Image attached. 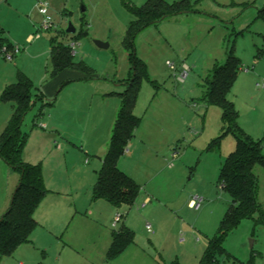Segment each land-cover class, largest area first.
Here are the masks:
<instances>
[{"label":"rangeland","instance_id":"rangeland-1","mask_svg":"<svg viewBox=\"0 0 264 264\" xmlns=\"http://www.w3.org/2000/svg\"><path fill=\"white\" fill-rule=\"evenodd\" d=\"M45 1L47 17L53 23L48 31L40 29L46 17L37 5L33 13L12 12L4 17L5 37L13 47L0 53V98L19 73L30 79L32 94L39 97L41 86L52 76L49 52L53 40L73 44L74 60L90 70L77 71L82 75L59 89L55 106L53 99L52 104L34 100L23 119L20 130L26 139L22 150L34 164L41 165L48 196L35 211L38 225L31 243L2 258L0 264H18L22 259L31 264H55L58 256L59 264H199L231 204L220 186L219 172L235 150L236 139L232 133L224 134L227 127L221 110L206 99L214 67L224 64L229 54L240 60L241 67L226 97L238 113L240 129L254 141L263 140L264 156V0H187L195 13L166 18L136 35L133 56L138 61L140 86L133 114L139 126L131 139L134 155L123 154L120 160L127 175L150 179L151 191L141 188L131 206L117 209L123 216L118 225L94 204L97 211L90 216V227L101 224L110 232L124 228L133 235L132 244L110 262L105 261L101 241L87 243L82 238L80 242L72 233L81 221L75 212L86 214L91 206L90 188L95 180L79 166L94 168L96 158L90 149L99 147L94 148L104 140L110 118L118 113L120 100L113 91L125 88L114 86L134 74L133 58L123 41L134 22L133 9L146 0H56L53 7ZM164 1L173 4L179 0ZM68 23L75 28L74 34L65 33ZM36 34L38 38L27 42L29 35ZM96 41L108 47L100 48ZM182 65L188 70L180 83L177 76ZM12 106L0 100V134ZM49 119L52 126L60 119L72 122L74 136L68 138L75 144V152L68 156L59 152L60 138L46 122ZM44 121L42 128L40 122ZM93 122L100 135L91 130ZM43 150L49 155L44 158V170L39 158ZM254 174L260 212L243 219L223 238L224 253L218 255V264H264V169L256 166ZM17 178L0 157V210ZM68 186L78 190L77 197L67 193ZM146 196L151 202L143 204ZM196 196L202 203L192 209L188 202ZM61 222L64 227L59 226ZM69 223L72 227H67ZM67 228L69 237L65 238Z\"/></svg>","mask_w":264,"mask_h":264},{"label":"trees","instance_id":"trees-1","mask_svg":"<svg viewBox=\"0 0 264 264\" xmlns=\"http://www.w3.org/2000/svg\"><path fill=\"white\" fill-rule=\"evenodd\" d=\"M189 13L195 11L191 9L187 0H179L173 4L164 0H146L142 6L133 9L134 22L126 31L123 46L133 58L134 74L125 81V91L117 94L120 106L106 154L97 172L92 199H103L114 206H131L134 203L139 187L117 168L118 160L123 156L139 126V119L133 114L140 86L136 72L138 61L133 56L134 40L140 31L150 25L169 17ZM3 47L9 50L13 46L7 41L4 30L0 27V53ZM49 54L53 76L66 69L90 70L83 63L74 60L69 46L55 43L54 40L50 44ZM240 67V60L229 54L224 64L214 67L206 94L208 104L221 110V120L227 127L224 134L232 133L236 139V146L225 159L219 172L220 186L229 194L231 204L220 222L217 236L209 240L207 250L199 264H218V255L224 253L223 238L243 219H249L256 212H260L256 200L257 181L254 168L260 166L264 169L263 140L254 141L240 129L237 124L238 113L234 104L226 97ZM37 97L32 94L30 79L19 73L16 82L7 86L0 98L3 102L13 104L12 115L0 134V157L19 175V182L12 195L10 206L0 218L1 257L11 256L20 245L30 242V236L38 225L33 216L34 212L47 193L40 166L25 163L21 155L26 134H22L20 128ZM132 242L133 235L130 231L122 228L115 232L106 252L105 261L110 262L115 259Z\"/></svg>","mask_w":264,"mask_h":264},{"label":"crops","instance_id":"crops-1","mask_svg":"<svg viewBox=\"0 0 264 264\" xmlns=\"http://www.w3.org/2000/svg\"><path fill=\"white\" fill-rule=\"evenodd\" d=\"M57 1H61V0H57ZM57 1L56 0H48V2L50 3V6H52V7H53V5H56L55 2H57ZM35 5H37L36 4V0H0V27L3 29L2 22L4 21L5 15H7V14L8 15H12V12L17 14V15H23V14H26V13H33ZM29 36H31V35H29ZM28 37H27V39H28ZM81 75L82 74H80L76 70H71V69H66V70L60 72L59 74H57L55 76L52 75L50 77V79L41 86V90L38 92L39 97H37V100H41L42 102H45V104H46V102L47 103H51V99H53V100H55V103H54V106H55V104H57L56 101H57V99L59 97L58 96V93L60 92L59 89L61 87L65 86L67 83H69L70 82L69 79H74V78L80 77ZM88 79H90V78H88ZM124 83L120 84L118 86H114V87H119V86H122V85L125 86ZM11 84H13V83L7 84L4 87V89L7 86L11 85ZM119 91L120 92L113 91V93L114 94H121V93H123L125 91V88H124L123 91H121V90H119ZM34 95H37V93H35ZM119 106H120V102H119V105H117V107L119 108ZM118 108H114L116 113H117V109ZM11 112H13V106H12V111ZM115 117H117V115ZM43 119H44V117H43ZM99 119L102 120V118L100 116H99ZM114 119H116V118H114V116H112V118H110V124H109L108 129H107V134L104 135V140H102V142L99 141V143H97L98 145L96 144L94 148H96V146H99V147L94 149L95 151H93V150L91 151V149H90V155L91 156H95V158H96L94 163L92 164V167H94V168H92V169L90 168L88 170L85 167L79 166L81 168L82 172L89 173L90 175L93 174V176L95 177V180H93V182L91 183V188H90V191H91V206L89 204V208H88V211L86 212V214H80V212H78V211L75 212V217L78 216L79 218H81V221H77V223H76V225H75V227L73 228V231H72V233H74L76 235L75 239L79 240L80 242H82V238H83L84 241L86 240L87 243H90V241H94V240L95 241L98 240L99 242L101 241L100 249H102L101 251H103L104 255H106V252H107V250H108V248H109V246H110V244L112 242V236H113V234L115 232L114 231L110 232L108 229L102 227L101 224H97L95 227H90V222H92V220L90 219V216H96V211L97 210H95L93 208V206L97 202L99 204V206L102 207L103 210H106V213L108 214V217L110 218V222H111L112 217H113V222H115L116 225H118L123 219V216L117 212V209L121 208L124 205L114 206V205L108 203L107 201H105L103 199H97V200L92 199L93 186H94L95 181H96L97 172H98V170L101 167L103 157L105 156L107 148H108V144H109V140H110V136H111V132H112L111 128L113 127V126L111 127V125L114 124V122H115ZM63 120L60 119L59 121H57V124H54L53 126L50 124V119L48 121L46 120V122L49 123L50 126H51V129H53V134L55 135V137H57V139L60 138V146H59L60 149H59V152L60 153L61 152L65 153V155L68 156V154L70 152L71 153L75 152V149H73L75 144H73V142H71L69 140V138H68V137L74 136V134H73V132H71V129H72L71 123L72 122H67L66 123L65 120H64V123H63ZM95 120H96V117H95ZM46 122L45 121L44 122H40L41 123L40 127L44 128ZM6 124H7V122H6ZM98 128L99 127H98L97 123L93 122L91 124V130L94 132L95 135L99 134V133L96 132ZM132 142H133V140L128 143V145L126 147V150L124 152V155L130 156V157H132L134 155ZM47 154H48L47 151L43 150V151H41V155L39 156V158L41 159V164L43 165V170H44V167H45L44 158L46 156H49ZM21 155H22V159H23V161L25 163H28V164L33 163L31 158H28L29 156H28V153L25 151V149L22 150V154ZM39 158H36V159H39ZM120 159L117 162V168L120 171H122L124 174H126L124 172V171H126V168H125L124 164L121 163ZM36 161L37 160H35V163H36ZM31 165H36V164L33 163ZM40 168H41V165H40ZM41 172H42V168H41ZM136 175L137 174H135V175H133V174L129 175L128 174L127 176L130 177L138 185L139 190H141V188L148 189V185H150V183H151L150 179H145V180H142V179L140 180L139 179L138 180L135 177ZM42 178H43V173H42ZM15 181L11 185L12 188H11V192L7 196V202H4V204H3L4 206L2 205L4 208L3 209L1 208V210H0V214H1L0 218L7 211V209L10 206L12 195H13V193H14L17 185H18V182H19V175H18V178H17V184L16 185L14 184ZM43 182H44V180H43ZM140 183L143 186H140L139 185ZM73 191H75V192H73ZM77 191L78 190L73 189V187H71V186H68V188H67V193H70L72 196H75V197H77L78 194H79V192H77ZM149 191H151V190H149ZM47 196H48V193H46V195L43 198V200ZM150 200H151L150 197L146 196L143 199V204L150 203L151 202ZM191 200H189L188 206H189V203H190ZM105 204H107V205H105ZM35 213L36 212H34L33 216H34V219L37 222V219L35 217ZM118 216H119V220L116 221V218ZM78 217L76 219H79ZM59 226L60 227H64V223L61 222L59 224ZM67 227H72V226H70V223H69L67 225ZM63 232H64L63 235L64 234L67 235V237L65 235V238H68L69 237V235H68L69 234L68 233L69 232V228H67V230H64ZM90 233L93 234V236H90ZM31 236H32V234H31ZM31 236H30V239H31ZM30 243H31V240H30L29 243H25V244L20 245L11 256L16 254L17 252H21L22 246L29 245ZM11 256H9V257H11ZM9 257H1L0 256V259H1L0 261H2V258H9ZM59 262H60V256H58V258L56 259V263L55 264H59ZM18 264H31V262H29V261L26 262L25 259H22V261L18 262Z\"/></svg>","mask_w":264,"mask_h":264},{"label":"built area","instance_id":"built-area-1","mask_svg":"<svg viewBox=\"0 0 264 264\" xmlns=\"http://www.w3.org/2000/svg\"><path fill=\"white\" fill-rule=\"evenodd\" d=\"M36 4H37L39 13L42 16L46 17L45 21L43 23H41L40 29L43 30V31H48V30L52 29L53 28V23L51 22L50 18L47 17V15H48V3L45 0H36ZM38 37H39V34H36L34 36L31 35V36L28 37L27 42H31L34 39L38 38ZM69 47L73 48L74 45L72 44ZM14 50H17V49L14 48ZM5 52H7V49L5 47H3L1 49V53H5ZM6 57H7V59L11 58L10 56H6ZM169 67H170V69H173V65L172 64H169ZM187 70H188V67L186 65H182V71L177 76V80L180 83L184 82V80L186 78ZM201 203H202V199L196 196L190 201L189 206L192 209H198ZM118 220H119V216L116 218V221H118ZM148 231H150L149 228H148Z\"/></svg>","mask_w":264,"mask_h":264},{"label":"water","instance_id":"water-1","mask_svg":"<svg viewBox=\"0 0 264 264\" xmlns=\"http://www.w3.org/2000/svg\"><path fill=\"white\" fill-rule=\"evenodd\" d=\"M75 32H76L75 28L70 23H68V26H67L65 33L66 34H74ZM95 44L100 48H107L108 47V45L106 43H101L98 41H96ZM250 246H252V242L250 243Z\"/></svg>","mask_w":264,"mask_h":264}]
</instances>
